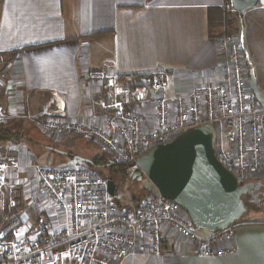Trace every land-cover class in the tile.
I'll return each instance as SVG.
<instances>
[{
  "label": "crops",
  "instance_id": "0c3cea01",
  "mask_svg": "<svg viewBox=\"0 0 264 264\" xmlns=\"http://www.w3.org/2000/svg\"><path fill=\"white\" fill-rule=\"evenodd\" d=\"M229 5L225 0H0V58L10 59L8 83L17 87L14 96L3 101L8 115L0 122V159L18 165L6 174L5 187L8 183L19 190V218H12L18 219L17 226L0 224L8 237L41 240L63 228V214L41 191L35 166L89 167L92 159L107 154L96 143L72 134H46L38 124L59 119L95 125L101 116L103 86L88 78L91 71L111 69L127 88L133 81L125 76L140 82L161 72L172 104L195 86L222 82V40L227 37L211 33L209 11H234ZM237 15V38H242L247 65L264 93V6ZM139 113L153 124L152 106ZM64 153L78 162L62 165ZM131 176L126 177L130 188L125 190L132 192L118 203L134 213L143 197L132 196L140 184ZM257 180L264 183V176ZM115 186V191L123 187ZM24 206L31 210V219L24 216ZM135 244L109 264H264V219L240 222L230 238L218 242V247L234 248L221 256L198 255L194 243L168 228L158 254L144 250L139 239Z\"/></svg>",
  "mask_w": 264,
  "mask_h": 264
},
{
  "label": "built area",
  "instance_id": "2783aa9c",
  "mask_svg": "<svg viewBox=\"0 0 264 264\" xmlns=\"http://www.w3.org/2000/svg\"><path fill=\"white\" fill-rule=\"evenodd\" d=\"M226 59L222 82L195 86L187 95L170 103L161 72L124 87L111 69L91 71L88 78L103 86L101 116L95 125L68 120H47L38 124L47 134L66 133L96 143L131 176L137 158L156 145L171 142L178 134L200 126H213L212 141L217 161L238 182L264 176V109L248 82V65L242 38H225ZM154 109L152 125L143 121L139 109ZM54 112V111H53ZM0 106V122L4 120ZM14 160L0 159V193L7 171L17 169ZM41 191L63 214V228L52 238L8 237L0 229V264H109L124 257L136 240L144 250L162 251V233L168 228L181 239L194 243L200 256L231 253L232 246L218 247L230 238L233 225L199 236L185 210L155 192H146L131 213L110 199L107 178L90 167L46 164L35 166ZM17 225V219L13 220ZM140 246V245H139Z\"/></svg>",
  "mask_w": 264,
  "mask_h": 264
},
{
  "label": "water",
  "instance_id": "95a60500",
  "mask_svg": "<svg viewBox=\"0 0 264 264\" xmlns=\"http://www.w3.org/2000/svg\"><path fill=\"white\" fill-rule=\"evenodd\" d=\"M238 13L264 6V0H229ZM252 93L264 109L259 90L248 65ZM113 163V162H112ZM138 168L131 179H147L158 194L180 205L194 228L215 233L240 221L247 213L243 196L252 194V183L238 182L215 158L212 130L195 127L178 134L171 142L156 145L137 158ZM109 194L115 183L107 179Z\"/></svg>",
  "mask_w": 264,
  "mask_h": 264
},
{
  "label": "rangeland",
  "instance_id": "374dc122",
  "mask_svg": "<svg viewBox=\"0 0 264 264\" xmlns=\"http://www.w3.org/2000/svg\"><path fill=\"white\" fill-rule=\"evenodd\" d=\"M230 7V5H229ZM231 9V7H230ZM237 12L234 11H229L228 9H224L219 11V13L217 15H215L212 18V21L210 23V31L211 33H218L220 35H225L228 39H235L238 36V33L236 31V29L239 27L240 25V17L239 15H237ZM10 62V59H6V58H0V106H2L3 108V113L6 117V115H8V111L5 108L6 105L3 104V101L6 100V97H11L14 96L13 93L15 91V88L17 89V87H15V82L10 84L8 83V81H12L11 79V68H8V65ZM12 92V93H11ZM11 99V98H10ZM13 101H15L14 99H11ZM16 102V101H15ZM19 103V102H18ZM42 110L41 112H39L37 115L41 116L43 114ZM5 119V118H4ZM213 130V126L210 127ZM47 134V133H46ZM82 151L84 152V149H82ZM72 154V153H71ZM80 155H83L80 153ZM107 155V154H106ZM64 160L61 162L62 165H71L72 163L78 162L76 159H73L72 157L68 156V154L64 153L63 156ZM105 160H112L115 163H117L118 165L115 164L114 167H110L109 164L107 165V163L105 162H100V165L97 166L98 169L97 170H101L102 171V175L104 177H110L111 179H115L116 175V182L117 185L122 187L121 189L117 188L115 193L113 195H110V199L112 201H114L115 203L121 202L122 197L123 196H127L129 195L132 191H127L125 190V188H130V185L127 186V183H129L128 180L130 179H124L126 181H122L120 179V167H119V163L116 162L114 159H112L109 155L105 157ZM102 159V154L99 156V158H94L91 160V162L94 160L98 163L99 160ZM99 164V163H98ZM112 166V165H111ZM98 172V171H97ZM116 172V174H115ZM99 174V172H98ZM100 175V174H99ZM124 175V174H123ZM8 182V181H7ZM137 183L140 184L139 188H137L135 190L134 195H132L133 197H143L144 192L146 190H150L151 192L156 191L154 186L147 180V179H142L140 181H137ZM145 190V191H144ZM18 196H19V190L15 189L14 187H11L10 184L7 183V186L3 189V191L0 193V224L2 227L4 228H8V227H14L15 225L13 224V219L15 218V214L18 213L17 212V207H18ZM131 196V198H133ZM16 203V204H14ZM121 209H124V207H121ZM24 210V216H26L27 218L31 219L30 216H28V214H31V210L29 212L28 208L26 206L23 207ZM247 213L243 216V218L240 220V222L243 221H248V222H257L261 219H264V205L259 206H253L250 210L247 207ZM27 213V214H26ZM14 215V216H13ZM18 217V216H16ZM19 218V217H18ZM18 219H17V224H18ZM17 226V225H16ZM194 232L199 235V236H207L210 234V232L203 230V229H197L194 228Z\"/></svg>",
  "mask_w": 264,
  "mask_h": 264
},
{
  "label": "flooded vegetation",
  "instance_id": "af4514ba",
  "mask_svg": "<svg viewBox=\"0 0 264 264\" xmlns=\"http://www.w3.org/2000/svg\"><path fill=\"white\" fill-rule=\"evenodd\" d=\"M245 182L252 183L253 189L251 195L243 196V200L249 210L256 205L262 206L264 205V183L258 181L257 179H248Z\"/></svg>",
  "mask_w": 264,
  "mask_h": 264
},
{
  "label": "trees",
  "instance_id": "16d2710c",
  "mask_svg": "<svg viewBox=\"0 0 264 264\" xmlns=\"http://www.w3.org/2000/svg\"><path fill=\"white\" fill-rule=\"evenodd\" d=\"M225 1L229 2L228 0H225ZM220 11H221V10H220ZM209 12H210V14H211V17H210L211 19H209L210 21L212 20V17H213V16H215V15H217V14L219 13V11H216V10H210ZM212 13H213V14L215 13V14L212 15ZM106 156H108V154H107V155H106V154H102V159L98 161L99 164H98L96 161L93 160V161L91 162V165H88V166H89L90 168H92L94 171H96V172L98 171L99 174H100L99 176H101L102 178H107V179H108V177H104V176L102 175V171H101V170H97V169H98L97 166L100 165V162H102V163L105 162V163H107V165L109 164L110 167H114L115 164H116V165H118V164L115 163V162L112 161V160H108V159L105 160V159H106V158H105ZM112 162H113V163H112ZM111 165H112V166H111ZM119 167H120V170H121V172H122V166L119 165ZM98 172H97V173H98ZM115 174H116V172H115ZM119 175L121 176L120 179H121L122 181H124V179H126V177H127V176L123 175V172L120 173ZM109 178H110V177H109ZM116 178H117V175H116V177H115L114 180L112 179V180L114 181L115 185H116V183H117V182H116ZM117 204H118L120 207H122L119 203H117Z\"/></svg>",
  "mask_w": 264,
  "mask_h": 264
}]
</instances>
